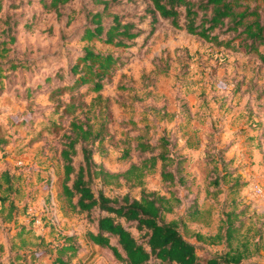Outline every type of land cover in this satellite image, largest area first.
<instances>
[{
  "label": "rangeland",
  "instance_id": "1",
  "mask_svg": "<svg viewBox=\"0 0 264 264\" xmlns=\"http://www.w3.org/2000/svg\"><path fill=\"white\" fill-rule=\"evenodd\" d=\"M50 1L0 0V41L5 21L16 22L17 41L10 58L35 62L32 72L10 75L0 96V173L10 171L16 187L6 208L0 203V262H31L30 251L38 248L40 237L45 241L43 247L50 249L64 238L76 236L81 250L73 264H122L106 250L92 252L94 246L86 243L85 235L93 226L62 195V141L52 137L50 125L53 120L59 122L61 136L69 131L72 116L54 113L56 103L50 100L49 89L70 79L45 84L49 75L59 68L67 70L80 54L78 32L86 25L85 14L98 8L91 0H74L61 8L59 18ZM244 3L251 9L258 3L264 5L255 0ZM150 6L149 0H115L104 19L109 24L112 15H118L121 21L133 23V31H140V36L131 48L114 50L123 59L121 70L89 113L91 119L97 112L101 114L99 122L92 123L104 135L103 142L93 148V161L111 174L122 173L139 161V153L134 151L136 137L154 144L160 137L171 140L172 147L180 149L178 156L187 158V177L185 186L178 189L184 206L166 219L177 218L196 200L202 210L199 222H188L180 230L197 245L200 257H208L225 251L226 244L198 241L196 233L214 236L224 213L243 211L236 221V225L244 222L239 236L254 238L259 254L251 262L264 264V65L256 53L246 52L241 39L232 40L234 33L215 32L223 41L218 45L160 18L151 23L146 14ZM227 41H231L229 47ZM260 51L264 52V46ZM162 70L168 74H158ZM83 91L89 105L95 95L86 94V88ZM57 96L55 101L68 98ZM87 113L88 108L77 110L79 118ZM100 120L104 121L102 129ZM78 149L75 166L82 162L80 146ZM127 150L130 156L124 159ZM216 177L219 187L212 184ZM145 186L164 192L158 172L145 178ZM256 188L263 191L261 196L256 195ZM93 189L106 196L130 191L124 185L104 186L99 180ZM218 189L221 193L215 197ZM131 193L138 196L139 189ZM9 202L15 205L12 218H8ZM17 255L26 258L17 259ZM50 262L49 255L36 261Z\"/></svg>",
  "mask_w": 264,
  "mask_h": 264
},
{
  "label": "trees",
  "instance_id": "2",
  "mask_svg": "<svg viewBox=\"0 0 264 264\" xmlns=\"http://www.w3.org/2000/svg\"><path fill=\"white\" fill-rule=\"evenodd\" d=\"M72 1L74 0H51L50 7L61 18V8ZM91 1L98 9L85 14L86 25L78 32L82 44L80 54L67 70L59 68L53 76L49 75L45 79V84L62 81L64 77L70 79L49 89L50 100L56 103L54 113L61 117L72 116L69 131L60 136L61 124L53 120L50 126L52 137L62 141L59 151L64 168L62 195L72 210L76 214H85L93 226V230L87 231L85 235L86 243L110 252L112 258L122 264H258L251 262V258L259 254L254 238L241 239L239 236L244 222L240 221L236 225V221L243 211L224 213L214 236L196 233L198 241L211 245L226 244L225 251L208 257H200L197 245L187 240L180 230L188 222H199L202 210L196 200H192L191 205L177 218L171 221L166 219L167 215L174 214L184 206L178 189L185 186L187 177V158L178 156L180 149L175 150L171 140L160 137L158 145L136 137L134 151L139 153V161L132 163L122 173L111 174L103 166L94 163L93 148L103 142L104 135L103 130L94 129V123L99 122L101 114L97 112L91 119L89 113L102 100V92L107 83L121 70L119 67L123 59L114 50L131 48L140 36V31L134 32L135 25L121 21L118 15H112L109 24L104 23L115 0ZM149 1L151 6L146 9V14L152 18L151 23L160 18L169 21L178 30L218 45H223L219 34L234 33L232 40L241 39L246 52L256 53L264 65V52L260 51V46H264V5L258 3L264 0H255L258 4L252 9L245 5V0ZM5 25L6 28L2 31L4 38L0 41V96L5 90L4 82L10 75L18 71L32 72L35 65V62H16L10 58L12 47L17 41V23L11 24L7 19ZM217 31L219 34L215 33ZM230 44L231 41L226 42L228 47ZM99 47L103 50H99ZM158 74L168 73L162 70ZM83 88L87 89L86 94L95 95L89 105L84 101ZM57 95H66L68 98L55 101ZM83 108H88V113L84 118H79L77 110ZM99 124L102 129L104 121L100 120ZM79 146L82 162L75 166L74 159L80 157ZM129 156L130 151H125L123 158L127 159ZM153 172H158L161 190L164 192L149 190L145 186V178ZM97 180L104 186L124 185L130 191L124 195L106 196L101 190L96 194L93 185ZM14 181L15 176L10 171L0 173V193L4 194L0 196L2 208H6V202L16 190ZM212 184L219 187V178L216 177ZM133 189H139L138 196L132 195ZM219 193L220 189L213 194L217 197ZM8 210V218H12L15 210L13 202H9ZM97 212L99 214L95 216ZM39 240L38 248L30 251L32 261L24 264H37L36 261L46 255L51 257L50 264H73L81 250L76 236L66 237L50 249L43 247L44 238L40 237ZM21 256L26 258L24 255H17L16 258ZM9 264L14 263L10 261Z\"/></svg>",
  "mask_w": 264,
  "mask_h": 264
},
{
  "label": "built area",
  "instance_id": "3",
  "mask_svg": "<svg viewBox=\"0 0 264 264\" xmlns=\"http://www.w3.org/2000/svg\"><path fill=\"white\" fill-rule=\"evenodd\" d=\"M255 193H256V195L261 196L263 194V191L260 188H256ZM37 223H39V221H37Z\"/></svg>",
  "mask_w": 264,
  "mask_h": 264
},
{
  "label": "crops",
  "instance_id": "4",
  "mask_svg": "<svg viewBox=\"0 0 264 264\" xmlns=\"http://www.w3.org/2000/svg\"><path fill=\"white\" fill-rule=\"evenodd\" d=\"M206 166H207V165H206ZM191 243H193V242H191ZM95 250H98V247H94V248H92V252L95 251Z\"/></svg>",
  "mask_w": 264,
  "mask_h": 264
}]
</instances>
